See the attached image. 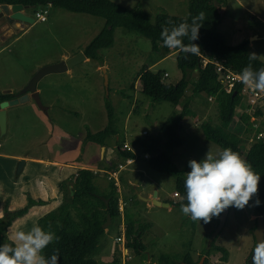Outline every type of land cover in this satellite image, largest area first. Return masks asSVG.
I'll return each mask as SVG.
<instances>
[{
  "label": "rangeland",
  "instance_id": "1",
  "mask_svg": "<svg viewBox=\"0 0 264 264\" xmlns=\"http://www.w3.org/2000/svg\"><path fill=\"white\" fill-rule=\"evenodd\" d=\"M112 1L128 9L140 6L152 22L160 11L176 17H185L188 13L187 0ZM215 5L224 14L217 30L226 44L233 46L249 40V53L264 63V0H220ZM36 11H45V22L36 19ZM24 15L30 22L20 31L17 29L3 41L5 33L0 31V94L28 97L6 109V133L0 136L1 227L12 218L13 211L25 206L29 198L39 200V194L33 192L36 184H44L48 191L52 187L59 201L53 203L54 207L49 205L50 197L48 204L40 199L45 205L33 206L27 214L16 219L4 234L10 242L16 231L30 230L46 211L63 202L59 191L67 183L60 180L72 178L77 167H91L99 172L94 184L101 196L106 195L109 179L100 172L108 170L107 165H114L112 171H115L118 162H122L114 148L117 142H125L131 147L133 141L149 145L150 140L155 139L157 145L167 151V138L161 136L160 128L180 111L178 106L181 109V104L174 107L167 102L152 103L141 93L139 80L135 81L140 70L148 67L151 72L161 73L163 83L175 84L181 77L176 64L177 54L160 59L148 39L116 28L113 45L98 52L102 61L79 58L71 63L72 57L83 51L105 27L104 19L52 6L25 8ZM63 65L66 68L59 72L48 68ZM196 78L197 74H194L193 79ZM133 83L134 90H131ZM35 92L46 110L39 108L31 98ZM189 92L190 88L186 95ZM106 99L114 111L118 141L116 136L106 140V156L102 160L101 146L85 138L87 132L94 134L107 126ZM190 109L191 114L181 121V131L174 136L175 146L171 150L173 164L184 174L190 171V160L199 162L208 150L216 154L224 149L218 142L243 157L258 134L264 137V107L259 108L261 115L255 116L256 108L247 106L246 97L234 107L225 124L219 122L212 98L198 95L192 100ZM244 113L249 118L241 122L239 118H243ZM205 123L215 129L211 141L205 139L201 128ZM223 129L227 140L220 134ZM143 131L147 135H143ZM132 147L137 161L117 173V196L120 195L127 204V219L122 217L125 204L121 199L120 217L107 228L90 258L98 264H178L187 255L199 261V255L204 256L205 251L210 250L208 239L218 224V217L205 224L184 216L175 204L180 200L178 195L175 196V176L152 169L144 154L150 155L149 159L153 154L139 144ZM52 161L59 165L51 164ZM63 164L75 167L61 168ZM151 192L152 195L158 192L170 210L156 205L147 208L142 198ZM258 217L254 198L243 210L230 207L224 226L212 242L207 264H251ZM127 223L134 225L136 231L143 229L139 239L143 250L128 248L125 240L128 253L123 255L122 243L116 242V238H125ZM216 247L226 251V260H222L221 251L214 250ZM167 257L169 262L162 261Z\"/></svg>",
  "mask_w": 264,
  "mask_h": 264
},
{
  "label": "trees",
  "instance_id": "2",
  "mask_svg": "<svg viewBox=\"0 0 264 264\" xmlns=\"http://www.w3.org/2000/svg\"><path fill=\"white\" fill-rule=\"evenodd\" d=\"M219 1L187 0L188 13L185 17L170 16L164 11H160L153 22L140 6L137 5L128 9L112 0H0V5L21 4L26 8L52 6L71 13L103 18L105 27L88 43L82 52L86 59L102 61L98 52L113 45L116 28L135 32L148 39L152 50L160 54V59L168 56L171 52H177L176 64L181 72V77L175 84L163 83L161 73L151 72L148 67L142 68L135 80H139L141 93L152 103L167 102L174 107L181 104L180 111L175 112L160 128L162 134L169 139L172 134L179 130L180 122L191 114L192 100L198 95H205L207 98L214 99L218 120L221 124H225L234 107L242 100L241 89L243 84L239 83L231 93H225L217 79L214 63H219L236 73H240L249 64L252 65L254 71L264 68V63L259 59L249 60L251 55L249 53V40H243L233 46L226 44L223 35L217 30V26L224 15L215 5ZM199 12H203L205 18L202 21V27L199 29V39L192 43L199 46L201 55L186 54L179 49L172 50L163 46L160 33L162 27L167 26L166 21L171 20L173 25H179L185 21L191 23L192 17ZM184 43H189L187 38H184ZM202 56L209 60L205 67H202ZM194 74H197L195 80L193 79ZM189 88L190 92L186 95ZM131 90H134V83L131 85ZM12 98L13 96L10 94H0V102ZM105 108L107 111V126L94 134L87 132L85 138L87 141L97 143L99 146H104L107 139L118 135L115 124L116 119L109 99L105 101ZM254 114L255 116L261 115L260 109L257 108ZM248 118L249 115L244 113L243 118L241 117L239 120L243 122ZM201 128L205 139L208 141L213 140L212 133L215 129L207 123L203 124ZM220 134L223 139H228L225 129ZM154 143L155 140H151L149 145L139 141L133 142L134 145L139 144L153 154L148 159L149 166L152 169L175 176L176 193L180 199L176 202V206L181 208V204L187 203L185 199H182L186 195L184 189L186 177L172 162L171 150L174 143L168 140L166 144L167 151L155 147ZM218 144L223 148H229L220 142ZM122 156L133 158L134 154L131 151H122ZM241 158L251 165L252 169L261 177L258 184V193L253 198L255 201L257 199L260 201L259 206H255L256 215L259 217L264 216V137L255 138ZM73 177L70 191L72 194L68 192L62 203L38 218L36 222L46 231L49 230L50 225L51 231L55 232L59 238L57 242L49 245L44 250L43 255L49 257L54 250H58L59 264H98L90 257L96 251L99 238L105 231L102 225L106 220V214L109 213L111 216V225L120 217L117 188L113 181H110L109 192L102 195V197L109 200V208L106 209L104 202L98 197L101 195L94 184L96 175L91 170L78 169ZM42 204L44 203L41 200L29 198L25 206L12 212V218L3 227H1L2 222L0 220V244L10 242L6 240L4 234L16 219L27 214L31 207ZM127 224L125 230L126 246L128 248L132 247L136 251L143 250L139 240L143 229L136 231L134 225ZM212 246L213 243L210 250L205 251L203 254L205 256L203 264H207ZM214 250L221 251L223 253L222 260H226L227 255L223 248L216 247ZM201 256L199 255V259ZM162 261L169 262L170 259L167 257L163 258ZM197 262L187 255L178 264H196Z\"/></svg>",
  "mask_w": 264,
  "mask_h": 264
},
{
  "label": "clouds",
  "instance_id": "3",
  "mask_svg": "<svg viewBox=\"0 0 264 264\" xmlns=\"http://www.w3.org/2000/svg\"><path fill=\"white\" fill-rule=\"evenodd\" d=\"M205 18L203 12L192 17L191 23L182 22L173 25L171 20L163 26L160 39L163 46L191 55H201L197 44L199 29ZM170 26V27H169ZM184 38L189 41L184 43ZM255 54L249 60L256 59ZM239 80L254 92H264V68L253 70L249 64L238 74ZM190 171L185 174L184 189L187 201L181 204V213L194 222L209 223L213 217H219L229 207L243 210L249 201L257 195L260 175L240 155L230 148H224L213 154L208 150L202 160H190ZM260 201H255L259 206ZM55 232L45 230L38 224L28 231L18 230L11 242L0 244V264H59L58 250L46 257L44 250L58 241ZM251 264H264V234H261L252 253Z\"/></svg>",
  "mask_w": 264,
  "mask_h": 264
},
{
  "label": "water",
  "instance_id": "4",
  "mask_svg": "<svg viewBox=\"0 0 264 264\" xmlns=\"http://www.w3.org/2000/svg\"><path fill=\"white\" fill-rule=\"evenodd\" d=\"M25 8L26 7H24L21 4H15V5H11V6L0 5V15L3 14L8 19H10L12 21H18L22 24L27 25V23L30 22V19H28L24 15V9ZM79 58H83V59L85 58L83 53L79 54L74 59H79ZM74 59L71 61V63H74L73 62ZM48 68H51V70L53 72H59V71H62V69H65L66 66H64V65L63 66H52V67H48ZM105 89H106V95L108 96V81H107L106 76H105ZM31 98L34 99V101L39 106V108L46 110L44 107H42L38 93H36V92L32 93ZM27 99H28L27 96H23L21 98H13L11 100L0 102V136L1 137H3L6 133V109L10 106L17 105L20 102L26 101ZM19 170H20V165H19ZM71 194H72V192H71ZM156 195H157L156 192H154L152 199H145V200H150L153 203V205H156V206H161V207H168L169 206L167 203H160L159 201H157L155 199ZM98 197L100 198L101 201L104 202L106 209H108L109 208V200L102 197V196H98ZM142 199H144V198H142ZM229 208L226 209L224 212H222L221 215L218 217V224L209 236L208 245H211V243L214 241V239L216 238V236L218 235V233L221 231L222 227L224 226V223H225L227 215H228ZM110 225H111V216L109 213H107L106 214V220L103 223L102 228L104 230H106ZM261 234H264V217L263 216H260L257 218V225H256V228L254 230L255 246H256V243H257L258 239L260 238ZM204 260H205V256H202L196 264H203Z\"/></svg>",
  "mask_w": 264,
  "mask_h": 264
},
{
  "label": "crops",
  "instance_id": "5",
  "mask_svg": "<svg viewBox=\"0 0 264 264\" xmlns=\"http://www.w3.org/2000/svg\"><path fill=\"white\" fill-rule=\"evenodd\" d=\"M86 15V14H85ZM0 16H2L3 17V19H5V15H0ZM3 19L2 20H0V31L2 32L3 31V33H5L4 35H3V37H2V41L5 39V37H7L8 35H11L14 31H16L17 29L20 31L21 29H22V27H23V25H26V24H22V23H20V22H18V21H15L14 23H12V24H10V25H8L6 22H4L3 21ZM86 47V46H85ZM82 52L83 51H81L80 53H78L77 55H75V56H73L72 57V59H71V61L74 59V58H76L79 54H82ZM174 54H177V52H171L170 54H169V56H171V55H174ZM64 57V56H63ZM83 60H86V58H84ZM155 65V64H154ZM166 74V73H165ZM139 82V81H138ZM139 84V88L141 87V85H140V82L138 83ZM178 110H180V108H179V106H178ZM179 132L181 131V122H180V128H179V130H178ZM176 132V133H174V134H172V136L168 139L165 135H163L162 134V132H161V136L163 135V136H165L166 138H167V141L165 142V145L167 144V142H168V140H171L173 143H174V136H175V134H177V133H179V132ZM144 132V131H143ZM222 132V130L220 131V133ZM214 133V132H213ZM162 136V137H163ZM152 140V139H151ZM150 140V141H151ZM153 140H155V139H153ZM116 141H118V135L116 136ZM165 141V140H164ZM133 142H135V141H133ZM124 144L125 145H127L128 146V144L127 143H125V142H122L121 144L119 143V142H117V145L114 147L116 150H117V157H118V159L119 160H121L122 162H118V164H123L124 163V160L126 159L125 157H123L122 156V151H121V148H123V146H124ZM158 144V141H156L155 140V143H154V146L155 147H157V148H159L160 150H162L161 149V145L159 146V145H157ZM222 144H224V143H222ZM105 145H106V143H105ZM101 146V157H100V159H102V160H104V158H105V156H106V146ZM132 146H134V145H132ZM129 147L133 152H134V149H133V147ZM174 146H175V144H174ZM233 150V149H232ZM120 151V152H119ZM234 151V150H233ZM134 157H135V161H137V157L135 156V154H134ZM134 161V162H135ZM51 164H54L55 166H58L59 164L57 163V162H55V161H52L51 162ZM133 164V163H132ZM128 166V165H127ZM127 166H125V167H127ZM73 167H75V166H73V165H71V164H63V165H61V168H73ZM117 167V166H116ZM124 167V168H125ZM106 168L108 169V170H105L104 172H100V173H103L105 176H106V178L108 179V173H110L109 171H111L112 172V170H114L113 168H114V165H107L106 166ZM78 169H89V170H91L96 176H98V173L99 172H95V171H93L92 169L93 168H91V167H86V166H80V167H77L76 168V171L78 170ZM124 170V169H123ZM123 170H121V171H123ZM120 171V172H121ZM76 174V172L73 174V176ZM72 178H74V177H72ZM71 177H68V178H63V179H61L60 181L62 182V183H67V185H63L62 187H60V191H59V195H60V197H61V201H63L64 199H65V197L67 196L66 195V193H67V191L68 192H70L71 191V179H72ZM67 180L66 182H63L64 180ZM108 181V180H107ZM110 181H113V183H114V185L116 186V188H118V183H117V181H116V183H115V181L114 180H109L108 181V184H109V182ZM35 191H33V192H35V193H38L39 194V197H38V199L40 200H43V201H46V203L48 202V197H50V199L52 200L51 201V203L49 204V205H51V206H54L55 207V205L54 204H56L59 200L57 199V196H58V194H57V192H55V191H53V189H52V187H51V191H48V189L46 188V186L44 185V184H36L35 185ZM117 192L119 193V190L117 189ZM44 194V196H42ZM70 194H71V192H70ZM157 195H156V200L157 201H159L160 203H165V201H163V200H161L160 198H159V194H158V192L156 193ZM152 192L151 193H149L148 195H146V196H144V199H142V201L143 202H146L147 204H146V207L147 208H150V206H153V203L150 201V200H145V199H152ZM177 197V196H176ZM55 198H56V200H55ZM140 198H142V197H140ZM121 197H120V195H118V201L120 200L121 201ZM122 201H123V203L125 204V209H124V216H122L123 218H126L127 219V212H128V209H127V204L124 202V200L122 199ZM121 201V202H122ZM54 203V204H53ZM48 204V203H47ZM168 204V203H167ZM175 204H176V202H175ZM42 205H45V203L44 204H42ZM41 206V205H40ZM167 208V210H170V206H168V207H166ZM46 212H49V211H46ZM106 231H107V229L104 231V233H103V235L106 233ZM102 235V236H103ZM101 236V237H102ZM100 237V238H101ZM99 238V239H100ZM125 246V245H124ZM123 247V245H121V248ZM125 248V247H124ZM127 252H128V250H127ZM95 261V260H94ZM96 262V261H95ZM97 263V262H96Z\"/></svg>",
  "mask_w": 264,
  "mask_h": 264
},
{
  "label": "built area",
  "instance_id": "6",
  "mask_svg": "<svg viewBox=\"0 0 264 264\" xmlns=\"http://www.w3.org/2000/svg\"><path fill=\"white\" fill-rule=\"evenodd\" d=\"M45 11L44 12H40V11H36L35 12V17L39 22H45L46 21V17H45ZM209 62V60L206 57H201V63H202V67H205L206 64ZM215 64V69H216V74H217V79L218 81L221 83L222 85V89L225 91V93H231L234 89V87L241 83L239 80V73H236L228 68H225L223 65L219 64V63H214ZM164 76L166 77L167 74H164ZM241 96L242 97H246V102H247V106L251 107V109L253 108H263L264 107V92H254L251 89H249L246 85L243 84V87L241 89ZM211 99V98H209ZM143 135H147V132L144 131ZM262 134H258L256 136V139H260L262 138ZM124 150L122 151H131L133 152L127 145L123 146ZM134 153V152H133ZM135 154V153H134ZM148 154H144V158L145 159H149ZM135 161V157L133 158H126L124 160L123 164H118L117 165V170L112 171L111 173H108V179L109 180H114L115 183L117 181V173H119L121 170L124 169L125 166L127 165H131L132 163H134ZM175 196H177V194H175ZM118 210L119 212H122V202L119 200L118 201ZM116 242L122 243L123 247H122V252L123 255H127V249H125L124 245H125V238L124 237H117L116 238Z\"/></svg>",
  "mask_w": 264,
  "mask_h": 264
},
{
  "label": "flooded vegetation",
  "instance_id": "7",
  "mask_svg": "<svg viewBox=\"0 0 264 264\" xmlns=\"http://www.w3.org/2000/svg\"><path fill=\"white\" fill-rule=\"evenodd\" d=\"M2 19H3V17L0 16V20H2ZM3 21L6 22L8 25H10V24L15 22V21H12V20L8 19L6 16H5V19H3ZM5 94H9V93H5ZM5 101H7V100H5Z\"/></svg>",
  "mask_w": 264,
  "mask_h": 264
}]
</instances>
